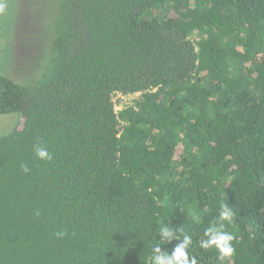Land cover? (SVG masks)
Wrapping results in <instances>:
<instances>
[{"label": "trees", "instance_id": "16d2710c", "mask_svg": "<svg viewBox=\"0 0 264 264\" xmlns=\"http://www.w3.org/2000/svg\"><path fill=\"white\" fill-rule=\"evenodd\" d=\"M56 3L41 75L0 72L23 118L0 137V264H150L161 225L198 264H264V0ZM225 203L221 262L201 244Z\"/></svg>", "mask_w": 264, "mask_h": 264}, {"label": "rangeland", "instance_id": "374dc122", "mask_svg": "<svg viewBox=\"0 0 264 264\" xmlns=\"http://www.w3.org/2000/svg\"><path fill=\"white\" fill-rule=\"evenodd\" d=\"M56 0H0V72L22 83L35 80L51 55ZM138 94L116 93L117 111ZM23 126L18 113L0 115V137Z\"/></svg>", "mask_w": 264, "mask_h": 264}, {"label": "clouds", "instance_id": "9594fccd", "mask_svg": "<svg viewBox=\"0 0 264 264\" xmlns=\"http://www.w3.org/2000/svg\"><path fill=\"white\" fill-rule=\"evenodd\" d=\"M34 152L38 159L43 161H51L52 154L48 149L40 144L34 145ZM25 173L30 169L27 166L23 167ZM37 210L36 215H39ZM234 212L231 206L227 203L221 206L216 222L205 229L203 235L205 239L202 241L201 246L205 249L214 248L218 253V260L223 262L227 258L233 256L235 249L232 242L235 237L232 233L225 230L226 223L230 224L233 221ZM181 229L174 226L161 225L159 229V236L161 239L152 248V255L150 264H198L194 255H190V247L192 244V237L187 233L180 235ZM66 232H57V238L66 236ZM173 239L182 240L183 242L174 246L171 255L165 250L161 252L162 244L171 243Z\"/></svg>", "mask_w": 264, "mask_h": 264}]
</instances>
